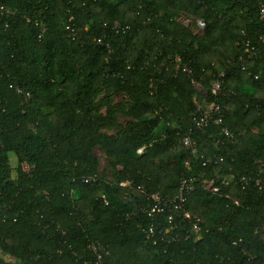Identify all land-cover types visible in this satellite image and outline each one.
<instances>
[{"label": "trees", "instance_id": "16d2710c", "mask_svg": "<svg viewBox=\"0 0 264 264\" xmlns=\"http://www.w3.org/2000/svg\"><path fill=\"white\" fill-rule=\"evenodd\" d=\"M262 5L0 0V264H264ZM205 102L224 110L203 132L194 119ZM190 130L195 155L182 143ZM231 174L261 182L221 187L239 206L201 184ZM182 177L197 180L184 205L190 218L174 208L171 222L149 217L137 187L172 198ZM152 225L154 240L144 232ZM91 245L108 253L101 263Z\"/></svg>", "mask_w": 264, "mask_h": 264}, {"label": "built area", "instance_id": "2783aa9c", "mask_svg": "<svg viewBox=\"0 0 264 264\" xmlns=\"http://www.w3.org/2000/svg\"><path fill=\"white\" fill-rule=\"evenodd\" d=\"M260 17L262 20H264V5L261 6ZM185 24L188 26L192 25L190 21H188ZM195 28H196L197 33L202 34L206 29L205 21L202 19H197L195 21ZM68 29H70V28H68ZM246 47H248L247 53L249 54V59H252L255 55L254 48L250 47L249 42L246 43ZM189 73L191 74L190 71H189ZM225 78H226V74L220 73V75L215 79V81L213 82L212 87H211V92H212L213 96H217L218 94H220L222 92V87H223ZM201 95H203L205 98L208 96L205 91H203L201 93ZM223 110H224L223 107L220 106L219 104H216V103L208 104L205 102L203 105L198 104L197 108H196V116L194 119L195 129L204 132V130L207 128V126L211 122H214L216 124H221L223 121V114H222ZM191 132H192V130H190L189 133H186L184 135L182 143L187 149H189V151L191 152L192 155H195V154H197V146H196L195 141L192 139V137L190 135ZM222 132L224 133V135L226 137H228V138L232 137V133L228 129H223ZM144 149L145 148L139 149L137 151L138 154L142 155L144 152ZM201 158L203 159V157H201ZM213 160L216 162V164L222 163V161H223L221 158L219 159L216 157ZM209 162H210V160H206L203 165L206 166ZM96 181H97V179H95V178L94 179L90 178V179L85 180L86 183H93V184H96ZM234 181H238L244 187L247 186L248 184H254L255 186L261 187V182L256 181L255 179H253L251 177L239 178L235 174L225 176L220 181L221 186L218 185L215 180L203 181V182H201V184H202L204 190L206 192L210 193L211 195L223 196V197H225V199L232 202L235 206H239L240 205L239 200L233 199L229 195H221V191H222L221 187L228 186L231 182H234ZM196 182H197V180L195 178L182 177L180 179V182H179L178 193L172 198H164L159 193L148 194L145 192V189L142 186L137 187V190L144 193V195L147 197L148 200H151V203L149 204V206L147 207V210H146L147 215L149 217H153L157 213L168 214L169 215L168 219L171 222L172 218H173L171 215V211L173 208L179 209L180 211H183L185 218H187V219L190 218L184 209V205L186 204L187 197L195 190ZM130 184L131 183L126 182V183H122L120 186L126 187V186H129ZM102 200L104 201L105 205L109 204L107 198L104 195L102 196ZM144 232H145L148 239L154 240L155 228L153 225L150 226L148 229H145ZM201 232L202 231H201V226H200V220L196 219L193 221L190 234L194 235L196 240H199V238L201 236ZM89 249H91V251L96 254V257H97L96 261L98 263H101L102 260L108 256L107 252L101 251L96 245H91L89 247Z\"/></svg>", "mask_w": 264, "mask_h": 264}, {"label": "rangeland", "instance_id": "374dc122", "mask_svg": "<svg viewBox=\"0 0 264 264\" xmlns=\"http://www.w3.org/2000/svg\"><path fill=\"white\" fill-rule=\"evenodd\" d=\"M177 19L178 21L182 22V23H187L188 21L191 22L192 24V20L187 18L185 15H183L182 13H179L177 15ZM195 85V88L196 90L201 94L204 90L203 88L197 84V83H194ZM120 96H115L114 97V100L115 101H120ZM203 105V104H202ZM95 155L97 156L98 158V161H99V170L102 174L105 175V177H107V179H111L110 177V174L107 172L105 173V169H106V160H105V156L103 155V153L98 149L96 148L95 150ZM18 166V163H17V158L15 157L14 154H10V167L12 169V177L15 178L16 177V168ZM25 167V166H24ZM25 169H27V167H25Z\"/></svg>", "mask_w": 264, "mask_h": 264}]
</instances>
